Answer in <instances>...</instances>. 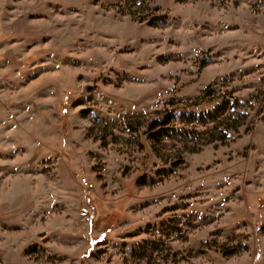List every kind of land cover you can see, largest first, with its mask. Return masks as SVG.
Segmentation results:
<instances>
[{"label":"rangeland","instance_id":"rangeland-1","mask_svg":"<svg viewBox=\"0 0 264 264\" xmlns=\"http://www.w3.org/2000/svg\"><path fill=\"white\" fill-rule=\"evenodd\" d=\"M0 264H264V0H0Z\"/></svg>","mask_w":264,"mask_h":264},{"label":"trees","instance_id":"trees-1","mask_svg":"<svg viewBox=\"0 0 264 264\" xmlns=\"http://www.w3.org/2000/svg\"><path fill=\"white\" fill-rule=\"evenodd\" d=\"M151 22V21H150ZM154 24V21L152 22ZM209 92H205L202 96V98H206ZM198 104V103H194ZM172 120V115H168L167 119L157 121L153 120L150 129L148 130L150 132V137L153 140H156L157 142L163 141L166 137H170L174 132L175 128L168 126L169 122ZM133 120H129V128H131ZM112 226H109L108 230H106L105 234L99 237L97 240L101 241L103 239H106L109 235Z\"/></svg>","mask_w":264,"mask_h":264},{"label":"built area","instance_id":"built-area-1","mask_svg":"<svg viewBox=\"0 0 264 264\" xmlns=\"http://www.w3.org/2000/svg\"><path fill=\"white\" fill-rule=\"evenodd\" d=\"M85 182H86V185L89 186L90 188L93 187V185L87 179L85 180Z\"/></svg>","mask_w":264,"mask_h":264},{"label":"bare ground","instance_id":"bare-ground-1","mask_svg":"<svg viewBox=\"0 0 264 264\" xmlns=\"http://www.w3.org/2000/svg\"><path fill=\"white\" fill-rule=\"evenodd\" d=\"M5 37V36H4Z\"/></svg>","mask_w":264,"mask_h":264}]
</instances>
